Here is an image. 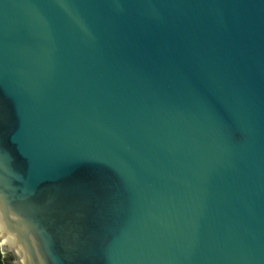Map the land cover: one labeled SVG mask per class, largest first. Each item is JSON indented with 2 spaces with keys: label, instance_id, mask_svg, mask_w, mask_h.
Returning a JSON list of instances; mask_svg holds the SVG:
<instances>
[{
  "label": "water",
  "instance_id": "1",
  "mask_svg": "<svg viewBox=\"0 0 264 264\" xmlns=\"http://www.w3.org/2000/svg\"><path fill=\"white\" fill-rule=\"evenodd\" d=\"M0 247L264 264V0H0Z\"/></svg>",
  "mask_w": 264,
  "mask_h": 264
},
{
  "label": "trees",
  "instance_id": "2",
  "mask_svg": "<svg viewBox=\"0 0 264 264\" xmlns=\"http://www.w3.org/2000/svg\"><path fill=\"white\" fill-rule=\"evenodd\" d=\"M9 260H10V254H4L0 247V264H11Z\"/></svg>",
  "mask_w": 264,
  "mask_h": 264
},
{
  "label": "flooded vegetation",
  "instance_id": "3",
  "mask_svg": "<svg viewBox=\"0 0 264 264\" xmlns=\"http://www.w3.org/2000/svg\"><path fill=\"white\" fill-rule=\"evenodd\" d=\"M11 261H12V256L10 255V260H9V262L11 263ZM12 264V263H11Z\"/></svg>",
  "mask_w": 264,
  "mask_h": 264
}]
</instances>
